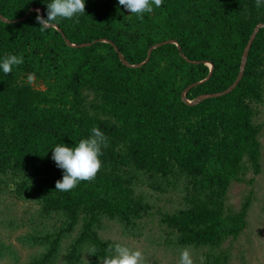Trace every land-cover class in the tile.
Returning <instances> with one entry per match:
<instances>
[{"label": "trees", "instance_id": "1", "mask_svg": "<svg viewBox=\"0 0 264 264\" xmlns=\"http://www.w3.org/2000/svg\"><path fill=\"white\" fill-rule=\"evenodd\" d=\"M47 2L0 0V58H24L0 72V187L12 179L17 195L36 201L39 217L61 222L30 264H52L77 226L67 263L80 264L83 251L94 263L105 260L113 244L98 228L103 218L133 224L149 208L135 192L144 175L161 191L181 177L191 184L185 205L165 217L177 244L214 247L237 237L249 196L236 212L224 202L232 181L260 171L254 117L264 101V6L162 0L138 18L117 0H86L85 13L42 31L36 14L47 18ZM166 39L180 47L151 48ZM93 127L107 141L100 169L68 192L55 190L62 170L51 149L75 146ZM206 257L203 264L222 263L220 255Z\"/></svg>", "mask_w": 264, "mask_h": 264}, {"label": "rangeland", "instance_id": "2", "mask_svg": "<svg viewBox=\"0 0 264 264\" xmlns=\"http://www.w3.org/2000/svg\"><path fill=\"white\" fill-rule=\"evenodd\" d=\"M255 122L260 125V171H249L243 181H232L225 194V210L238 211L246 197L250 203L244 218L245 225L237 237L229 236L219 246H180L176 243V232L168 226L165 217L185 205V187L191 184L184 177L176 180L175 186L164 190L152 189L146 175L137 182L136 195L143 196L149 205L133 224L103 218L98 228L99 235L113 245L122 244L142 253V264H179L181 250L187 248L193 264H201L206 255H220L221 264H264V101L255 107ZM172 179V178H171ZM252 179L251 182L249 180ZM143 181V182H142ZM36 201L24 195H17L12 179L0 187V264H30L39 254L46 253L51 236H44L59 230L60 220L42 218L37 213ZM79 227L63 237L52 264H68L65 253L69 250ZM43 239V240H42ZM223 253L226 255L223 258ZM224 259V261H223ZM92 253L83 251L80 264H103V259L93 262Z\"/></svg>", "mask_w": 264, "mask_h": 264}, {"label": "clouds", "instance_id": "3", "mask_svg": "<svg viewBox=\"0 0 264 264\" xmlns=\"http://www.w3.org/2000/svg\"><path fill=\"white\" fill-rule=\"evenodd\" d=\"M86 0H48L46 3L47 18L40 15L37 9L36 21L41 30L55 27L58 18L73 19L85 13ZM162 0H117V6L142 18L145 13H152L159 8ZM256 6H264V0H256ZM24 62L23 56L9 54L0 58V72L8 74L14 66ZM31 80V76H29ZM104 133L97 127L90 130V135L81 139L75 146L65 143L55 145L51 149V159L57 168L62 170V178L55 183V190L68 192L75 188L81 181H89L95 177L101 167V148L106 146ZM111 252L103 264H142V253L122 244L110 246ZM90 251H94L91 249ZM201 264H203V257ZM179 264H193L192 256L187 248L181 250Z\"/></svg>", "mask_w": 264, "mask_h": 264}, {"label": "water", "instance_id": "4", "mask_svg": "<svg viewBox=\"0 0 264 264\" xmlns=\"http://www.w3.org/2000/svg\"><path fill=\"white\" fill-rule=\"evenodd\" d=\"M33 8H31L30 10H32ZM39 9V8H38ZM29 10V11H30ZM40 10V12H41V9H39ZM29 11L25 14V16L29 13ZM25 16H23V17H21V18H18L19 20L20 19H23ZM18 19H15V20H18ZM253 35V34H252ZM104 41H108V40H106V39H104ZM109 43H112V42H110V41H108ZM168 42H172V43H176V45L178 46V47H180L179 45H178V43L177 42H175L174 40H172V39H166V40H162V41H160V42H157L156 44H154L151 48H153V47H156V46H159V45H161V44H164V43H168ZM150 48V49H151ZM117 49V48H116ZM245 52H246V49H245ZM245 52H244V55H243V58H242V62H241V68H240V73L238 74V77H237V79H236V81L235 82H237L238 80H239V78L241 77V75H242V71H243V68H244V60H245ZM122 58V57H121ZM123 59V58H122ZM235 85V83H233L227 90H229L231 87H233ZM226 90V91H227ZM184 97V96H183Z\"/></svg>", "mask_w": 264, "mask_h": 264}]
</instances>
